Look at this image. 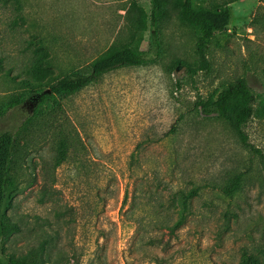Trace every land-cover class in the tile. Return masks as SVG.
<instances>
[{
    "label": "rangeland",
    "instance_id": "1",
    "mask_svg": "<svg viewBox=\"0 0 264 264\" xmlns=\"http://www.w3.org/2000/svg\"><path fill=\"white\" fill-rule=\"evenodd\" d=\"M133 1L149 14L150 0H0V105L26 92L21 79L85 70L128 42ZM198 3L226 4L231 15L209 45L208 73L173 68L196 66L197 56L196 32L172 12L159 24L154 63L106 73L27 126L37 96L0 119V133L17 138V191L0 217L16 231L0 235L2 261L240 264L250 255L264 264V160L227 122L194 108L197 97L239 78L264 94V0ZM147 25L137 37L141 50L151 45ZM244 131L264 152V116ZM237 175L240 186L228 197L221 187ZM196 187L186 221L170 232L175 194Z\"/></svg>",
    "mask_w": 264,
    "mask_h": 264
},
{
    "label": "trees",
    "instance_id": "2",
    "mask_svg": "<svg viewBox=\"0 0 264 264\" xmlns=\"http://www.w3.org/2000/svg\"><path fill=\"white\" fill-rule=\"evenodd\" d=\"M150 12L146 13L133 1L127 9L126 20L129 24V41L110 46L98 58L89 63L85 70H74L63 77L51 78L48 76L36 77L33 81L21 79L18 84L26 88V92L12 95L6 103L0 105V119L11 109L24 103L29 97L37 96V104L33 108L24 126L31 124L42 116L56 113L60 102L74 95L97 81L104 74L125 67H140L152 64L161 54V45L158 38L159 24L169 13H176L180 22L194 29L196 32L195 53L196 66L183 61H176V65L185 66L187 73L192 77L198 72H209L208 48L213 36L223 31L230 22V11L225 4L222 7H204L198 0H150ZM151 29V45L147 50H141L137 45L141 40V33ZM45 56V55H44ZM40 60L48 62L46 57ZM13 82H17L15 79ZM194 108L204 117L215 118L229 124L238 141L250 148L264 160V152L255 149L247 141L244 131L247 122L252 118L264 116V94L255 95L247 85L245 79L239 78L235 82L223 86L207 97H197ZM17 138L14 134L4 131L0 133V217L8 199L17 191V182L14 171V156ZM241 176L237 175L221 187V191L228 197L239 188ZM199 188H192L186 193L178 191L175 194L177 219L165 225L170 232L179 228L188 215L190 199L196 197ZM16 228L8 223L0 225V235L7 238ZM155 263H159L157 259ZM0 264H44L38 259L10 256L6 261L0 258ZM240 264H258L250 255H245Z\"/></svg>",
    "mask_w": 264,
    "mask_h": 264
}]
</instances>
